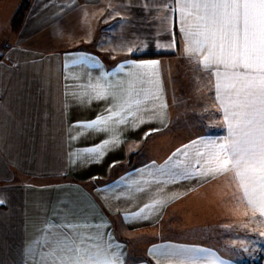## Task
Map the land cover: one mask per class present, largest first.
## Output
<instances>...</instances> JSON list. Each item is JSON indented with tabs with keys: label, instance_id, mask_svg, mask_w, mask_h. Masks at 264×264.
Segmentation results:
<instances>
[{
	"label": "crops",
	"instance_id": "0c3cea01",
	"mask_svg": "<svg viewBox=\"0 0 264 264\" xmlns=\"http://www.w3.org/2000/svg\"><path fill=\"white\" fill-rule=\"evenodd\" d=\"M148 3L154 15L148 28L156 45L148 53L121 57L119 46L101 47L102 29L107 25L110 37L115 35L119 17L127 12L118 2L107 0H30L14 29V39L4 46L0 54V198L6 204L0 206V259L6 264H30L23 254L25 246L43 240L45 227L69 221L106 223L100 231L119 243L125 264H178L177 257L160 256L153 249L173 252L181 245L207 249L201 264H214L217 258L230 264H264V238L259 236L264 232V218L258 212L253 215L233 172L175 182L159 171L173 165L177 166L174 171L189 165L195 171L207 160V155L196 156L198 150L207 153L200 141H222L228 133L216 96L215 69H205L202 57L185 53L176 0ZM162 18L159 29L157 22ZM161 39L176 50L171 55L192 60L196 74L209 81L210 97L199 104L202 111L208 107L205 111L217 121L203 119L195 134L172 129L177 117H171L161 63L141 70L148 75L140 79L128 63L170 55L154 53ZM80 55L94 59L73 63ZM120 64L125 67L117 71ZM98 95L106 98L98 99ZM108 108L114 111L100 125L104 132L81 126L99 116L107 118ZM137 117L148 122L140 123ZM104 140L118 143L109 144L100 163H83L84 149ZM156 201L162 203L125 222V216H134ZM238 219L254 227L256 234L250 239L256 241L255 248L241 237L231 240L229 228L242 226ZM141 239L145 243L131 257L130 243L139 244ZM245 247L248 252L243 251ZM93 254L98 261L104 258Z\"/></svg>",
	"mask_w": 264,
	"mask_h": 264
},
{
	"label": "snow or ice",
	"instance_id": "6c2138e0",
	"mask_svg": "<svg viewBox=\"0 0 264 264\" xmlns=\"http://www.w3.org/2000/svg\"><path fill=\"white\" fill-rule=\"evenodd\" d=\"M176 3L181 17L180 30L186 40L185 53L189 57H202L200 62L205 69H215L216 96L223 110L228 135L222 141H200L207 148V153L198 150L196 156L207 155V160L195 171L191 165L176 171L173 170L176 165L162 167L159 171L161 175H171L175 182L231 171L238 179L253 215L258 212L264 218V0H176ZM137 50L129 49L133 54ZM93 59L80 55L73 63H88ZM128 63L137 70L135 75L140 79L148 75L141 70L155 69L159 61ZM124 67L125 64H120L116 70L122 71ZM97 98L103 100L106 95H98ZM105 111L109 114L107 118L99 116L83 122L81 126L90 131L104 132L105 128L100 125L112 118L114 109ZM136 119L140 123L148 122L140 117ZM117 122L127 123L122 118H117ZM110 143L115 147L118 142L104 140L84 149L82 162L100 163ZM188 147L184 146L185 149ZM116 163L114 161L109 167ZM200 163L197 159L196 164ZM161 203L146 204L140 212L125 216L124 220L127 223L139 218L146 209L156 208ZM5 204L6 201L0 198V206ZM107 226L106 223L81 225L70 221L50 225L42 229L44 239L26 245L23 254L30 258V264H125L119 243H112L114 238L111 234L100 231ZM89 229H95V234ZM259 236L264 238V232ZM153 251L160 256L177 257L178 264H201L208 252L207 249L183 245L177 246L173 252H162L159 248ZM243 251L248 252V247ZM93 252L103 255V260L98 261ZM0 264L6 262L0 259ZM214 264H230V261L217 258Z\"/></svg>",
	"mask_w": 264,
	"mask_h": 264
},
{
	"label": "rangeland",
	"instance_id": "374dc122",
	"mask_svg": "<svg viewBox=\"0 0 264 264\" xmlns=\"http://www.w3.org/2000/svg\"><path fill=\"white\" fill-rule=\"evenodd\" d=\"M112 1L118 2L119 7L127 12L123 14L124 17H119L118 31H116L115 35L113 34L110 37V27L107 25L104 27L105 29H102V36L99 40L101 47L108 48L112 46L113 48L114 45L116 47L119 46V50H121L119 56L121 57L132 55L133 53L129 49H138L134 52V55L148 53L149 48L152 49L153 46H156L151 31L148 28V26H152L154 23V15L148 7V0H107V3ZM22 2L23 0H3L0 2V54L3 53L4 46L7 43H11L14 39L15 28H13V23ZM121 8L120 11L124 12ZM107 19L109 18L107 17ZM163 21L164 19L162 18L157 22L159 29V24ZM103 22L105 23L106 21ZM160 42L159 48H155L154 53H162L163 51L167 54L175 53L174 47L168 46L167 48L162 39ZM126 52L129 54H125ZM157 57L160 58L158 61L161 63L163 75H165L164 79H166L171 117H177V122L172 123V129L178 131L185 130L186 133L191 135L197 132V127L201 126L203 119L209 122L217 121L213 114L210 115L205 111L208 107L202 111L199 104V102H203L205 99L208 100V97H210V85L206 78H200L196 74L195 65L191 62L192 60H182L181 56L171 54L166 56L157 55ZM202 84L203 86H201ZM211 125L213 124L211 123ZM239 217H242V214H239ZM238 220V222L242 223L241 227L239 224H236L233 228H229L232 233L231 240L238 241L237 238L248 237L246 241H251L250 238L255 237L256 234L254 227L248 221ZM228 233H230L229 230ZM143 240L141 239V243L139 244L135 240L130 243L131 257L135 256L136 250L141 248V245L145 243ZM252 246L255 248L253 243Z\"/></svg>",
	"mask_w": 264,
	"mask_h": 264
},
{
	"label": "trees",
	"instance_id": "16d2710c",
	"mask_svg": "<svg viewBox=\"0 0 264 264\" xmlns=\"http://www.w3.org/2000/svg\"><path fill=\"white\" fill-rule=\"evenodd\" d=\"M29 3H30V0H23L21 7L19 8L17 14L15 15L13 28H16L18 25L21 24L24 18L25 12L27 11L29 7ZM143 57H149V56H136L135 58H143Z\"/></svg>",
	"mask_w": 264,
	"mask_h": 264
}]
</instances>
